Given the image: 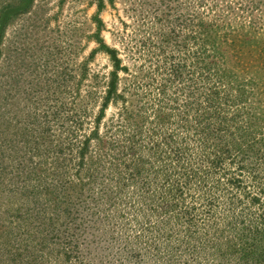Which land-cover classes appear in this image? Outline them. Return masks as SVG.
I'll use <instances>...</instances> for the list:
<instances>
[{
	"label": "trees",
	"instance_id": "obj_1",
	"mask_svg": "<svg viewBox=\"0 0 264 264\" xmlns=\"http://www.w3.org/2000/svg\"><path fill=\"white\" fill-rule=\"evenodd\" d=\"M94 5L71 64L0 0V264H264V0Z\"/></svg>",
	"mask_w": 264,
	"mask_h": 264
},
{
	"label": "rangeland",
	"instance_id": "obj_2",
	"mask_svg": "<svg viewBox=\"0 0 264 264\" xmlns=\"http://www.w3.org/2000/svg\"><path fill=\"white\" fill-rule=\"evenodd\" d=\"M140 6V0H115V7L108 6L101 17L105 24L103 37L110 44H116L118 33L129 30L136 25L138 14H134ZM96 11L94 0H35L34 12L40 21H45L42 35L45 38V47L51 46L56 52L67 55L73 60L72 64L81 56H87L95 47L92 42L84 39L80 45V37L77 29H84L86 35L93 29L92 16ZM50 21V23H48ZM126 24V25H125ZM14 28L8 31L7 38L12 36ZM128 33V31H126ZM85 44V45H84ZM84 46L81 54L80 47ZM91 69L108 70V61L102 54L97 55L96 60L90 65Z\"/></svg>",
	"mask_w": 264,
	"mask_h": 264
}]
</instances>
